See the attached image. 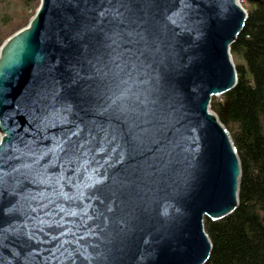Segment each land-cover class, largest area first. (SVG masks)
<instances>
[{
  "label": "water",
  "instance_id": "obj_1",
  "mask_svg": "<svg viewBox=\"0 0 264 264\" xmlns=\"http://www.w3.org/2000/svg\"><path fill=\"white\" fill-rule=\"evenodd\" d=\"M242 0H40L0 46V264H206L240 205L211 108Z\"/></svg>",
  "mask_w": 264,
  "mask_h": 264
},
{
  "label": "trees",
  "instance_id": "obj_2",
  "mask_svg": "<svg viewBox=\"0 0 264 264\" xmlns=\"http://www.w3.org/2000/svg\"><path fill=\"white\" fill-rule=\"evenodd\" d=\"M242 2L248 19L232 45L239 82L214 96L211 107L232 132L241 158L240 205L223 219H205L213 242L206 264H264V0ZM39 3L0 0V46L28 24Z\"/></svg>",
  "mask_w": 264,
  "mask_h": 264
},
{
  "label": "rangeland",
  "instance_id": "obj_3",
  "mask_svg": "<svg viewBox=\"0 0 264 264\" xmlns=\"http://www.w3.org/2000/svg\"><path fill=\"white\" fill-rule=\"evenodd\" d=\"M243 3V2H242ZM247 6V5H246ZM234 57V56H233ZM234 62H235V59H234ZM236 63V62H235ZM228 128V127H227ZM230 131V130H229ZM231 135H232V132L230 131ZM233 137V136H232Z\"/></svg>",
  "mask_w": 264,
  "mask_h": 264
}]
</instances>
